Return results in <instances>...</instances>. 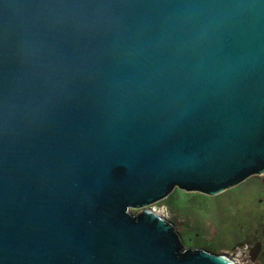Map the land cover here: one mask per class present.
<instances>
[{
    "label": "water",
    "instance_id": "95a60500",
    "mask_svg": "<svg viewBox=\"0 0 264 264\" xmlns=\"http://www.w3.org/2000/svg\"><path fill=\"white\" fill-rule=\"evenodd\" d=\"M264 174V0H0V264H237L148 207Z\"/></svg>",
    "mask_w": 264,
    "mask_h": 264
},
{
    "label": "rangeland",
    "instance_id": "374dc122",
    "mask_svg": "<svg viewBox=\"0 0 264 264\" xmlns=\"http://www.w3.org/2000/svg\"><path fill=\"white\" fill-rule=\"evenodd\" d=\"M180 191L148 208L173 223L186 246L264 264V174L212 196Z\"/></svg>",
    "mask_w": 264,
    "mask_h": 264
},
{
    "label": "trees",
    "instance_id": "16d2710c",
    "mask_svg": "<svg viewBox=\"0 0 264 264\" xmlns=\"http://www.w3.org/2000/svg\"><path fill=\"white\" fill-rule=\"evenodd\" d=\"M175 191H177V192H182V191L178 190L177 188L175 189Z\"/></svg>",
    "mask_w": 264,
    "mask_h": 264
}]
</instances>
